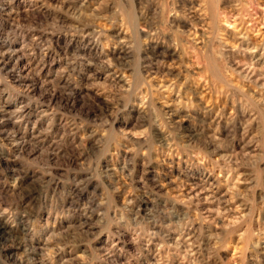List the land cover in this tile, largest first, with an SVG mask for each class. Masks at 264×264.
Returning a JSON list of instances; mask_svg holds the SVG:
<instances>
[{
  "label": "rangeland",
  "instance_id": "1",
  "mask_svg": "<svg viewBox=\"0 0 264 264\" xmlns=\"http://www.w3.org/2000/svg\"><path fill=\"white\" fill-rule=\"evenodd\" d=\"M0 264H264V0H0Z\"/></svg>",
  "mask_w": 264,
  "mask_h": 264
},
{
  "label": "bare ground",
  "instance_id": "2",
  "mask_svg": "<svg viewBox=\"0 0 264 264\" xmlns=\"http://www.w3.org/2000/svg\"><path fill=\"white\" fill-rule=\"evenodd\" d=\"M181 4H182V3H181ZM197 6H198V5H197ZM142 21H143V20H142ZM185 26H186V25H185ZM199 46H200V45H199ZM246 46H247V45H246ZM246 50H247V49H246ZM252 51H253V50H252ZM249 56H250V55H249ZM236 60H237V59H236ZM236 60H235V61H236ZM145 65H146V64H145ZM262 76H263V75H262Z\"/></svg>",
  "mask_w": 264,
  "mask_h": 264
}]
</instances>
